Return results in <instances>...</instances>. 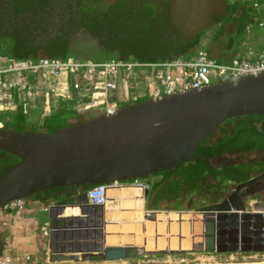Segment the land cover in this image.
Masks as SVG:
<instances>
[{
  "label": "water",
  "instance_id": "water-1",
  "mask_svg": "<svg viewBox=\"0 0 264 264\" xmlns=\"http://www.w3.org/2000/svg\"><path fill=\"white\" fill-rule=\"evenodd\" d=\"M249 114H264V73L214 82L200 90L145 98L112 114H96L51 132L1 126L0 151L18 160L0 177V207L48 189L77 187L70 195L51 193L58 198L48 208L49 223L55 228L48 247L55 259L97 261L137 256L142 251L139 246L105 242V221L93 217L102 212V205L89 204L85 187L141 178L186 162L221 123ZM258 129L264 133V118ZM262 176L264 173L239 185ZM147 194L145 191L144 198ZM230 199L229 194L195 209L190 222L200 228L188 232L195 234L187 238L197 236L203 248L191 251L263 250L264 212L246 210L244 199L236 203ZM66 207H78L79 215L56 217ZM161 211L151 210L145 216L154 221ZM89 230L99 233L96 240L86 234ZM3 246L0 236V254Z\"/></svg>",
  "mask_w": 264,
  "mask_h": 264
},
{
  "label": "trees",
  "instance_id": "trees-1",
  "mask_svg": "<svg viewBox=\"0 0 264 264\" xmlns=\"http://www.w3.org/2000/svg\"><path fill=\"white\" fill-rule=\"evenodd\" d=\"M249 3L250 0H224L227 13L218 18L220 30L222 24L235 20L237 32L243 31L251 11ZM103 4L102 0H0V54L15 58L161 61L189 57L199 48L207 51L201 41L206 29L193 36L185 35L163 7H153L146 0H115ZM91 116L86 111L73 110L67 101L60 102L51 115L34 125H27L24 116L18 112L0 113L1 120L11 118L4 123L5 127L47 132ZM263 118L264 114H249L228 119L235 120L234 128L223 127L218 141L207 144L206 137L186 162L154 173L161 174L162 178L152 185L150 206H157L162 199L177 198L184 192L199 191L202 187L217 195L224 181L246 178L245 172L237 170L243 166L217 168L210 159L228 152L264 150V133L258 129ZM17 160V157L0 151V177ZM209 178L218 180L211 182ZM91 186L87 185L85 190ZM214 187L215 191H211ZM70 188H52L27 198L51 197L52 192L58 191L70 195Z\"/></svg>",
  "mask_w": 264,
  "mask_h": 264
},
{
  "label": "built area",
  "instance_id": "built-area-1",
  "mask_svg": "<svg viewBox=\"0 0 264 264\" xmlns=\"http://www.w3.org/2000/svg\"><path fill=\"white\" fill-rule=\"evenodd\" d=\"M252 21L245 25L264 32V17L259 0H251ZM264 73V49L260 52L248 50L245 56H235L229 61H217L204 49L199 48L189 57L178 56L161 61L102 60L73 57L15 58L0 54V113H20L26 124L41 122L51 115L60 102H70L75 111L94 110L97 114H112L122 105L140 99H157L166 95L200 90L218 81ZM10 117L0 119V127ZM28 125V124H27ZM124 184L138 186L145 191L152 182L141 178L108 183H98L85 190L91 205H105L108 190ZM28 198L10 201L2 209L11 216H20L27 207ZM55 231L46 221L39 227L41 237L48 238ZM12 252H9V251ZM192 254L207 253L215 260L216 255H235L264 258L262 251H193ZM51 253L45 252L44 262H39L30 253L13 252L6 243L0 254V264H43L49 263ZM185 259L181 258L183 262Z\"/></svg>",
  "mask_w": 264,
  "mask_h": 264
},
{
  "label": "rangeland",
  "instance_id": "rangeland-1",
  "mask_svg": "<svg viewBox=\"0 0 264 264\" xmlns=\"http://www.w3.org/2000/svg\"><path fill=\"white\" fill-rule=\"evenodd\" d=\"M115 0H102V2L104 4L107 3H112ZM147 3H149L150 5H152L153 7H158L160 6V8L164 9L165 11H167L170 14L171 20L172 22L179 27L185 35H189V36H193V34L197 33L199 30H203V28L206 29L205 34L202 36L201 41L204 44V46H207V50L210 53L211 57H213L214 59H216L217 61H223L224 56L228 55L229 53H232V51H224L222 49V47L224 48H228V44H229V40H230V36L231 34L228 32H225L226 30H228L229 26H231L232 22L234 21H227L224 24H222V37H224V41L225 42L223 46L221 45L220 40H216L213 39V35H218L217 33L220 32L218 31L221 25V22L218 20L219 17H224V15L227 13L226 12V7L224 4V0H146ZM103 4V5H104ZM213 14H217L219 15L217 18L214 16ZM262 15L264 17V10L262 9ZM204 31V30H203ZM220 33V34H221ZM215 41V42H213ZM234 48H236V45H233ZM215 50H213V49ZM221 52H226L224 54H221ZM144 99V98H143ZM142 100V99H141ZM140 101V100H138ZM133 103V102H131ZM123 106V105H122ZM87 114H91L94 115L95 111L94 110H89L86 111ZM39 122L36 121H30L27 124L28 125H34L37 124ZM246 156V155H245ZM255 153L253 152H249V154L247 155L248 159H253L255 157ZM254 168H252L251 164H248L247 166L239 167V169H237L238 171H243L245 172V174L250 171L253 170ZM233 172V169H231ZM238 174V173H237ZM153 178V177H152ZM153 180V179H152ZM152 182V181H150ZM234 185V182H227L224 181L222 183V190L223 193H221L222 195H224V192H227L230 190V188ZM215 191V187L211 189V191ZM149 191V190H148ZM200 191H205L204 188H201ZM54 193V192H52ZM220 193V190H219ZM191 194L188 197V201L191 199L193 202V206L192 207H188L185 204H183L182 209H175V208H167L165 206H162L161 209L162 211H185V212H191V213H195V207L198 206H203V205H207L206 201L208 198H203V196L199 195V191H194V192H185L183 196H187ZM63 197V196H62ZM61 198V197H59ZM255 203V200H247L245 202V207L246 210H255V209H263L262 211L264 212V201L262 202V204H258ZM263 206V207H262ZM250 208V209H248ZM123 211V210H120ZM128 211V210H127ZM46 212H42L39 214V218H46ZM11 217V215L7 214L2 207H0V235L3 236L4 238V232H9L8 228H9V223L7 218ZM14 219L16 218H20V216H12ZM47 219V218H46ZM192 219V216L191 218ZM189 224H190V220H189ZM40 227V226H39ZM11 231V230H10ZM20 232V231H18ZM35 234L37 235L38 239H43L45 244H47L46 250L43 253H39V254H34L36 256H33L35 259H37L39 262H44L45 259V252L49 249L48 247V238H43L41 237L40 233H39V228L35 231ZM116 234H121V233H116ZM188 236L191 237V234H189ZM187 238V237H186ZM11 246V245H10ZM13 248V247H12ZM9 251V250H8ZM202 251V250H201ZM12 252V251H9ZM13 252H24V251H14ZM26 252V251H25ZM170 252H175L177 255H170L171 257L168 258L167 256L162 257L161 259H164V261L161 262H136L134 264H213V263H209L208 262V256H211L210 254L207 253H202V254H192L190 252L184 251V252H176V251H172L170 250ZM29 253V252H27ZM31 254V253H30ZM80 254V253H78ZM32 255V254H31ZM215 260H212V258H210V262H222L221 264H261L264 263V258L261 257H247V256H241V255H235L233 259H226L225 257H228L226 255H216L214 256ZM167 258V259H166ZM183 258L185 259L183 262L180 261V259ZM203 258H207L206 260H202ZM62 261V260H61ZM42 264V263H41ZM46 264V263H43ZM52 264H93L91 262L88 261H83V260H78V261H71V262H59L56 261L55 263ZM94 264H119V263H94ZM133 264V263H132Z\"/></svg>",
  "mask_w": 264,
  "mask_h": 264
},
{
  "label": "bare ground",
  "instance_id": "bare-ground-1",
  "mask_svg": "<svg viewBox=\"0 0 264 264\" xmlns=\"http://www.w3.org/2000/svg\"><path fill=\"white\" fill-rule=\"evenodd\" d=\"M144 192L145 190L132 184H124L119 188H110L108 190L107 196L109 200L115 204L112 205L113 203H110L109 201L110 204L107 206L106 216L108 218V222L106 223L104 229V232H106L105 242L107 244L132 243L135 246H141L142 249L155 251L159 249H165V251L183 249L190 252L191 250L197 248H203V243L197 236L193 238H185L188 234H191L192 236L195 234L188 232H196V228H200L198 225L193 226L191 222L190 225H188L193 213L185 211H180L181 213L178 211H168L166 213L161 211L157 212L156 219L154 221L147 219L145 216L147 211L142 209ZM135 209H137V212L132 215L126 212V210L134 211ZM64 214H79V208L66 207ZM197 215L200 216V214ZM136 232H138L137 235L140 233L143 234L144 232L146 236L147 232H150L151 234L154 232V235L157 234L159 237L157 238L155 236L157 239L147 238L143 240L142 236H131L130 238V236L125 235V233L132 234ZM183 236L185 237L183 238ZM206 259L207 258H203L202 260ZM209 259L210 258H208L209 263H222L216 261L210 262Z\"/></svg>",
  "mask_w": 264,
  "mask_h": 264
},
{
  "label": "crops",
  "instance_id": "crops-1",
  "mask_svg": "<svg viewBox=\"0 0 264 264\" xmlns=\"http://www.w3.org/2000/svg\"><path fill=\"white\" fill-rule=\"evenodd\" d=\"M260 7L261 9L264 10V0H259ZM250 14H249V19L246 21L247 23L251 22V13L253 12V6H252V1L250 0ZM234 21L232 22L231 26H229L228 30H226L225 32H228L231 34L230 36V40H229V44H228V48H224L222 47V49L224 51H232V53L228 52V55L224 56V61L225 60H229L235 56H245L247 51L253 50L254 52H260V50L264 49V32L260 31L254 27L250 28V29H246V27H244L245 29L243 31H241L240 33L237 32L236 30V25L237 22L235 20H231ZM245 22V25L247 24ZM219 31L216 35V40H220L221 45L223 46L225 42L224 41V37L220 36L222 35V31L219 28ZM222 32V33H221ZM221 33V34H220ZM215 42V41H213ZM233 45H236V48L233 47ZM213 49V48H212ZM215 50V49H213ZM208 51V50H207ZM226 52H221V54H224ZM210 54V53H209ZM95 114H97V112H95ZM94 114V115H95ZM214 141H207V144H211ZM249 153L245 154V152H240V156H233L230 155L229 153H223L221 155L214 156L210 159V162L212 165L216 166L217 168H220L223 163H221L222 159H226L230 158V157H240L242 158V160L244 161L245 155H248ZM234 162L237 165L239 164L240 166H243L245 163L244 162ZM153 177V178H152ZM162 175L161 174H151L148 175L146 177H143L144 180L146 181H152V185L161 180ZM153 179V180H152ZM218 180V178H216ZM216 179L212 180L211 178H209V181L214 182ZM227 182H230V180H226ZM152 189L151 188L148 191L147 196L144 198L143 203H142V209L144 211H151V210H159L161 209L162 206H165L167 208H175V209H182L183 206V202L184 199L187 200L189 195L187 196H183L184 194L179 195L177 198H175V200L171 199V200H165L162 199L158 202L157 206L153 207L150 206V204L152 203ZM71 192H75L76 190H78L77 187H71L70 188ZM85 190V189H84ZM185 193V192H184ZM58 194V193H57ZM108 198V197H107ZM58 200L57 196L54 194H51V197H35V198H28L27 199V207L25 208L24 212L20 215V218H16L14 219L12 216L7 218L8 223H9V232H4V245L6 243L10 244L13 247L14 251H26L31 253L33 256H36L34 254H39V253H43L46 250L47 244H45L43 239H38L37 235L35 234V231L39 228V226L48 221V208L49 206L53 205L56 201ZM109 198L107 199V203L105 205H102V209L99 214H95L93 217L97 218V217H102L103 221H105V225L108 222V218L106 216L107 213V206L110 203H113L112 201H110L109 203ZM117 203V202H116ZM115 203H113L112 205H114ZM250 209V208H248ZM137 210L135 209L134 211L131 210H126L127 213H130L131 215L133 213H135ZM161 211V210H160ZM42 212H46L47 214L45 215L46 218H39V214ZM79 215V214H76ZM67 216H72V215H65L64 213L61 215H57L56 217H67ZM11 230V231H10ZM20 231V232H18ZM56 233V232H55ZM106 233V232H104ZM138 232H136L137 234ZM135 233L132 234H126L127 236H132ZM2 236V235H0ZM3 237V236H2ZM65 242V240H64Z\"/></svg>",
  "mask_w": 264,
  "mask_h": 264
},
{
  "label": "flooded vegetation",
  "instance_id": "flooded-vegetation-1",
  "mask_svg": "<svg viewBox=\"0 0 264 264\" xmlns=\"http://www.w3.org/2000/svg\"><path fill=\"white\" fill-rule=\"evenodd\" d=\"M234 125H235V120H231V121H225L223 123H221L219 125V127L211 134L207 137V140L208 141H211L213 140L214 142L215 141H218V139H220V136H221V129L223 127H227V129H232L234 128ZM250 152H253L255 153V157L253 159H248L247 155L245 156L244 158V161L246 164L243 165L244 166H247L248 164H251L252 165V168H254L253 170H250L248 171L245 175H246V178H244L243 180H240V181H231L230 182H234V185L230 188L229 191L227 192H224L225 194L222 195L221 193H223V190H222V187H220V193H219V190H218V194L216 195L215 193H211L209 190L205 189V191H200L199 190V195L203 196V198H208L207 200H205L207 203L206 204H210V203H213V202H217V201H220L222 200L224 197L228 196L229 194L231 195V202L233 203H236L239 199H244V201L246 202L247 200H255V203L257 204H262V202L264 201V176L262 177H259L257 178L255 181L249 183V184H245V185H239L240 183L242 182H245L246 180L254 177V176H257V175H260L262 173H264V150H261V149H258V150H255V151H250ZM230 155H233V156H240L238 154V152H228ZM249 152H245V154H247ZM218 157V156H217ZM228 160L226 159H222L221 163H223L222 166H230V165H237L236 163L234 162H242V158L240 157H230V158H227ZM243 161V162H244ZM239 165V164H238ZM214 182H217V179L216 181ZM203 188V187H202ZM173 200H175V198H173ZM183 204H185L186 206L188 207H192L193 206V202L192 200L190 199L188 201L184 199V201H182ZM198 206H196L195 208H197ZM263 207V206H262ZM137 210V209H136ZM255 210H263V209H255ZM137 212V211H136ZM135 212V213H136ZM90 221V220H89ZM92 222V220L90 221ZM84 223V222H83ZM86 234L88 236H90L91 240H96V236H98V232L96 230H89L86 232ZM151 235H154V232H152V234L150 232H147V236L142 233H140L139 235H137L136 233L132 236H142L143 237V240L147 239V238H158L159 236L157 234H155L154 236H151ZM50 236V235H49ZM156 236V237H155ZM156 238V239H157ZM49 239V237H48ZM69 241V240H68ZM80 240H70L71 243L73 242H79ZM144 246V244H143ZM141 247V246H140ZM142 248V247H141ZM49 251L51 253V257L49 259V263L47 264H52V263H55L56 261H59V262H71L73 261L74 259H65V260H56V256L54 255V253L51 252V249L49 248ZM172 255H177L175 252H170V250H167V251H164V252H157V250H146V249H142V251L137 255V256H134V257H131V258H125V259H114V260H88V262H91V263H119V264H134L136 262H161V261H164V259H161L162 257H168L170 258ZM167 259V258H166ZM78 260H81L80 258L79 259H75L74 261H78ZM85 261V260H83Z\"/></svg>",
  "mask_w": 264,
  "mask_h": 264
}]
</instances>
